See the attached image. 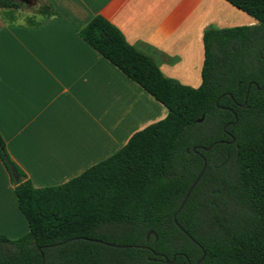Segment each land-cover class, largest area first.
Segmentation results:
<instances>
[{"label":"trees","instance_id":"1","mask_svg":"<svg viewBox=\"0 0 264 264\" xmlns=\"http://www.w3.org/2000/svg\"><path fill=\"white\" fill-rule=\"evenodd\" d=\"M26 1L0 0V9ZM226 1L258 25L205 29L199 88L166 77L103 16L81 27L80 38L168 114L110 158L45 188L32 186L0 133L12 182L5 157L24 177L15 194L29 225L21 238L0 235V264H264V0Z\"/></svg>","mask_w":264,"mask_h":264},{"label":"crops","instance_id":"2","mask_svg":"<svg viewBox=\"0 0 264 264\" xmlns=\"http://www.w3.org/2000/svg\"><path fill=\"white\" fill-rule=\"evenodd\" d=\"M36 26L0 19V133L34 188L67 183L110 158L168 110L79 36L97 15L163 74L199 88L209 26H256L226 0H45ZM3 10V9H0ZM29 232L0 158V235Z\"/></svg>","mask_w":264,"mask_h":264},{"label":"rangeland","instance_id":"3","mask_svg":"<svg viewBox=\"0 0 264 264\" xmlns=\"http://www.w3.org/2000/svg\"><path fill=\"white\" fill-rule=\"evenodd\" d=\"M48 5L45 0H27L19 11L0 10V19L4 22L19 20L24 24L36 23L47 14Z\"/></svg>","mask_w":264,"mask_h":264},{"label":"water","instance_id":"4","mask_svg":"<svg viewBox=\"0 0 264 264\" xmlns=\"http://www.w3.org/2000/svg\"><path fill=\"white\" fill-rule=\"evenodd\" d=\"M201 121H203V119H201L200 122H201ZM233 141H234V140H233ZM223 142H224V141H223ZM213 146H214V145H212L211 147H209V148H207V149H205V150H206V151H209V150L212 149ZM193 150H194V152L197 151L196 148H194ZM188 151H189V150H188ZM5 161H6V162L8 163V165H9V169H10V171H11V175H12V177H13V183H14V185L16 186V185H19L20 183H22V182L24 181V177H23V176H20V175L18 174V172L16 171V169L14 168V166L9 162V160H8L7 157H5ZM205 170H206V164L204 165V167H203L202 171L200 172L199 176L197 177V179H196L195 182L193 183L192 187L189 189L188 193L186 194V197L184 198V200H183V202H182V204H181V206H180V208H179V210H178V213H179V212L183 209V207L185 206V204H186L188 198L190 197L192 191L194 190V188L197 186V184H198L199 181L201 180L202 176L204 175ZM175 218H176V215H175ZM175 223L178 224L176 219H175ZM152 234H153V231L149 232L148 235H147V237L149 238ZM60 244H61V243H60ZM113 246H114V245H113ZM127 247H128V246H127ZM202 259H203V257L200 259V261L198 262V264L202 261ZM166 261H167L168 263L170 262L168 259H166Z\"/></svg>","mask_w":264,"mask_h":264}]
</instances>
